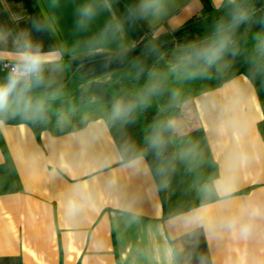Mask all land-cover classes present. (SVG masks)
I'll list each match as a JSON object with an SVG mask.
<instances>
[{
	"label": "crops",
	"instance_id": "1",
	"mask_svg": "<svg viewBox=\"0 0 264 264\" xmlns=\"http://www.w3.org/2000/svg\"><path fill=\"white\" fill-rule=\"evenodd\" d=\"M82 2L0 0V29L7 32L0 40V62H13L15 36L26 29L45 52L61 55L60 70L50 71V82L42 87L64 90L73 80L76 89L89 81L135 78L161 51L160 41L170 44L161 55L174 68L190 63L182 59L189 45L208 41L196 40L194 30L210 35L223 27L234 29L230 36L243 37L264 23V3L252 8L247 0H164L158 18L125 26L128 47L121 48L96 38L112 15L124 17L132 0H112L111 11H100L80 29L74 20ZM241 5L250 8L248 19L234 28L222 25ZM253 89L245 76L234 77L182 105L176 118L175 133L202 128L217 174L229 161L235 163L234 208L245 201L264 205V139L257 130L262 111ZM117 152L101 119L59 136L44 130L38 138L24 124H0V166L15 188L0 194V264H200L202 256L209 264H264V220L247 241L203 230L188 234L175 216L163 219L149 167L126 169L115 159ZM84 181L98 190V207L85 218L68 220L64 198L73 184Z\"/></svg>",
	"mask_w": 264,
	"mask_h": 264
},
{
	"label": "trees",
	"instance_id": "2",
	"mask_svg": "<svg viewBox=\"0 0 264 264\" xmlns=\"http://www.w3.org/2000/svg\"><path fill=\"white\" fill-rule=\"evenodd\" d=\"M259 6L253 5L252 8ZM196 40L217 36L201 35L194 30ZM167 38V36H165ZM167 41V39H166ZM161 51L130 79H100L82 83L72 93L62 94L61 88L41 87L38 94L45 95L44 114L36 118L22 115L8 116L3 123L24 124L35 137L47 130L54 136L84 128L89 122L103 120L114 140L117 150L125 143L134 142L141 147L146 142L150 128L166 115L175 118L182 113V105L191 102L205 92L213 91L234 77L243 75L256 92L262 119L257 130L264 139V23L261 22L246 36L228 43L227 50L218 60L210 63L190 62L187 65L169 67L162 59L163 50L170 47L165 41ZM5 79L0 74V80ZM149 81L160 86V92L152 102L134 114V123H110L108 113L117 99L130 100L142 93ZM178 93L173 100V94ZM55 96V97H52ZM202 128L184 134L173 133L161 157L149 150L145 161L154 177L162 204L163 219L174 217L178 210L195 206L199 202L200 185L211 175L217 174V166L211 158ZM166 166L161 174L158 170ZM166 181V185L162 184ZM15 190L13 180L5 165L0 166V194Z\"/></svg>",
	"mask_w": 264,
	"mask_h": 264
},
{
	"label": "clouds",
	"instance_id": "3",
	"mask_svg": "<svg viewBox=\"0 0 264 264\" xmlns=\"http://www.w3.org/2000/svg\"><path fill=\"white\" fill-rule=\"evenodd\" d=\"M112 0H83L75 9V25L86 28L102 10L111 11ZM164 9V0H132L126 6L123 18L111 16L104 30L96 38V42L108 45L117 43L121 48H127L125 40V26L131 27L134 23L158 18ZM250 8L241 5L231 16L228 23L232 28L248 19ZM36 31H40L39 24H34ZM7 32L0 29V40ZM230 42V34L223 27L217 36L210 38L201 45L191 44L182 54V59L190 62L203 61L210 63L218 60ZM15 51L11 54L13 61L5 79L0 80V124L4 118L17 114L26 118H36L44 114L47 97L38 94L37 90L48 84L50 71H59L61 55L57 52H45L40 42L36 41L31 32L21 29L15 36ZM160 92L157 83L149 81L145 84L142 93H137L130 100L117 99L108 113L110 123H134L133 116L148 106ZM178 93L173 94V100ZM177 119L166 115L158 120L149 130L146 142L138 147L134 142L125 143L118 150L115 159L121 166L140 171L147 169L145 154L152 150L159 158L167 143L176 132ZM166 166L158 171L163 174ZM166 185V181H162ZM239 191L236 175V165L229 161L218 174L209 176L199 188V202L190 208L180 209L173 218L179 222V227L188 234H195L199 230L215 236L231 235L234 239L249 240L258 228L259 222L264 220V205L245 201L234 205V193ZM99 203V192L88 182H79L71 186L67 192L62 207L68 220H79L94 213ZM169 261L172 259V249L167 250ZM200 264H209L206 257L200 258Z\"/></svg>",
	"mask_w": 264,
	"mask_h": 264
},
{
	"label": "rangeland",
	"instance_id": "4",
	"mask_svg": "<svg viewBox=\"0 0 264 264\" xmlns=\"http://www.w3.org/2000/svg\"><path fill=\"white\" fill-rule=\"evenodd\" d=\"M247 3H250L251 6H253V5L259 6L260 4H263L264 3V0H247ZM229 19L230 18H226V19L224 18L222 25H224V26L227 25ZM232 30H234V29H230L231 33L233 32ZM230 31H228V32H230ZM242 35H244V34H242ZM240 36H230V40H233L234 38H238ZM73 84H74V81L73 80L70 81V82H68V84L66 85V87L64 88V90H62V94L63 95H68V94L72 93L75 90V88H72L73 87ZM58 85H60V84H58ZM52 97H55V96H52Z\"/></svg>",
	"mask_w": 264,
	"mask_h": 264
},
{
	"label": "built area",
	"instance_id": "5",
	"mask_svg": "<svg viewBox=\"0 0 264 264\" xmlns=\"http://www.w3.org/2000/svg\"><path fill=\"white\" fill-rule=\"evenodd\" d=\"M12 62L9 61H2L0 62V74L3 75L5 78L7 73L10 71Z\"/></svg>",
	"mask_w": 264,
	"mask_h": 264
}]
</instances>
